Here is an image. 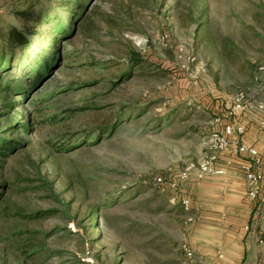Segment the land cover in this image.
I'll return each mask as SVG.
<instances>
[{
  "label": "rangeland",
  "instance_id": "374dc122",
  "mask_svg": "<svg viewBox=\"0 0 264 264\" xmlns=\"http://www.w3.org/2000/svg\"><path fill=\"white\" fill-rule=\"evenodd\" d=\"M75 1L0 0V30L22 26L15 12L33 4L43 18L29 25L45 44L46 20L72 25ZM88 15L61 41L52 73L17 98L9 120L0 114V130L26 126L9 132L18 144L0 163V181L14 185L0 202V264H187L188 251L190 264H223L208 259L207 247L227 239L208 214L212 185L186 183V210L155 178L212 154L214 115L228 112L238 91L264 97L254 90L264 0H88L77 25ZM132 49L147 65L113 84ZM122 110L145 112L95 144L58 150L77 132L117 122ZM219 190L225 195L224 184Z\"/></svg>",
  "mask_w": 264,
  "mask_h": 264
},
{
  "label": "trees",
  "instance_id": "16d2710c",
  "mask_svg": "<svg viewBox=\"0 0 264 264\" xmlns=\"http://www.w3.org/2000/svg\"><path fill=\"white\" fill-rule=\"evenodd\" d=\"M88 0H76L71 8V14L68 15L66 20H71L72 25H66V21L59 20L54 21L47 19L46 22L51 25L49 31L45 32V44L40 37V32L35 26L29 25L31 22H39L42 20L43 15L37 13L33 8V4H30L27 8L17 9L15 14L22 21V26L12 25L6 32L0 30V114L9 120L11 118L12 110L15 105L19 103V99H25L29 93L35 89L38 84L59 65L60 62V50L59 46L62 40H70L73 38L76 30L81 27H85L87 21L90 19L88 15L85 19H81L77 25V20L82 16L83 12L87 9ZM51 20V21H50ZM48 46V47H47ZM52 50H54L52 52ZM148 63L147 57L138 50H130L128 53L126 67L127 70L122 72L118 76V80L113 84L121 82L124 78L133 74L135 68L144 69ZM18 69L22 72V75H12L11 72L14 69ZM256 74V72H255ZM28 82H23V78ZM264 80V73L260 76V81ZM129 108V106H124ZM196 105L193 106L195 109ZM209 108V107H208ZM83 108H76L74 111L81 110ZM126 110V109H125ZM125 110L120 111L116 117L114 123H106L96 125L87 130H82L74 134L75 138L72 141H66L59 144L58 150L79 147L83 144H95L99 142L104 136H109L118 130V126L127 120L137 118L138 115L143 114L145 111H141L138 115L133 113H126ZM145 110V109H144ZM124 112V113H121ZM76 112H74L75 116ZM136 116V117H135ZM218 115H214V118ZM166 117H160V125L165 121ZM161 120H164L161 123ZM226 121L214 124L210 127L209 134L214 131L221 132ZM13 127H26L25 124H21L19 121L10 125L4 130H0V163L3 161V157H6L12 153L13 149L17 146L18 140L9 135ZM3 167L0 165V170ZM180 171L178 174L168 178V191L170 196H176L178 203L180 204L184 197H190L184 191V185L193 181L196 184L194 176L186 181L180 180ZM176 182V188L171 187V183ZM13 183L8 180L0 181V202L3 196V190L11 191ZM2 190V191H1ZM1 205V204H0ZM3 208L0 206V212ZM16 214L19 211H16ZM31 240V239H30ZM32 246V245H30ZM187 264L191 262L185 259Z\"/></svg>",
  "mask_w": 264,
  "mask_h": 264
},
{
  "label": "crops",
  "instance_id": "0c3cea01",
  "mask_svg": "<svg viewBox=\"0 0 264 264\" xmlns=\"http://www.w3.org/2000/svg\"><path fill=\"white\" fill-rule=\"evenodd\" d=\"M254 90L264 94L262 92L264 91V80L258 83ZM253 97L257 100L261 99L259 98L261 96ZM261 100H264V97ZM263 115L264 112L261 111L247 110L241 114L239 122L246 129L242 141L256 147L260 154L264 156V129L259 126ZM247 160L249 159L245 156L233 162L228 161V157L219 159L217 166L222 172L208 175L202 184V186L212 185L210 187L212 193L209 192L207 194L213 202L210 208L211 212L208 214L214 218H220L219 220L223 223V230L227 238L222 244L215 243L213 247H207L209 249L208 253L210 256L212 255L208 259H225L223 264L261 263L262 250L260 240L264 237V167L259 193L256 198H251L248 191L247 177L240 168L241 161ZM241 173L243 174L242 176L240 175ZM220 184H224L225 195L219 193ZM191 206L192 209L193 202ZM242 212L245 213L244 215L247 218L240 220L237 216ZM217 249L221 250L222 257L219 255L217 257Z\"/></svg>",
  "mask_w": 264,
  "mask_h": 264
},
{
  "label": "built area",
  "instance_id": "2783aa9c",
  "mask_svg": "<svg viewBox=\"0 0 264 264\" xmlns=\"http://www.w3.org/2000/svg\"><path fill=\"white\" fill-rule=\"evenodd\" d=\"M2 9L0 7V13ZM264 73V64L259 65L256 70L255 78L260 81L261 74ZM261 82V81H260ZM247 110L264 112V100L255 99L246 91H238L232 101L231 108L221 116L214 119L215 124L226 121L221 132L214 131L208 135L207 144L211 150V155L206 159L194 162L188 161L182 167L179 173L180 180L186 181L194 176L197 184H200L205 177L213 173L222 172L217 166V161L221 155L227 154L228 161L233 162L240 157H247L249 160L241 161L240 168L245 173L248 180V191L251 198H256L260 190V184L263 180L264 156L260 154L258 149L252 145L244 143L242 137L246 129L239 122L241 114ZM259 126L264 129V115L261 117ZM156 183L164 190L168 187V182L163 176L155 178ZM177 183H171L172 188H176ZM171 201L178 203L176 196H171ZM186 210L191 209V198L184 197L180 203ZM262 250L261 263L264 264V237L260 240ZM220 257L223 256L221 250L218 251ZM187 259L192 261L194 251H188Z\"/></svg>",
  "mask_w": 264,
  "mask_h": 264
}]
</instances>
